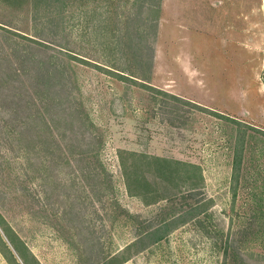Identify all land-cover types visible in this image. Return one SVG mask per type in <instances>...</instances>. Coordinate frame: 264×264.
<instances>
[{"label":"rangeland","instance_id":"rangeland-1","mask_svg":"<svg viewBox=\"0 0 264 264\" xmlns=\"http://www.w3.org/2000/svg\"><path fill=\"white\" fill-rule=\"evenodd\" d=\"M63 6L48 25L35 1L0 0V211L31 263L264 264V0ZM42 60L60 71L51 89L27 76ZM119 148L198 163L204 180L167 185L145 166L167 193L147 205L126 190Z\"/></svg>","mask_w":264,"mask_h":264},{"label":"trees","instance_id":"trees-1","mask_svg":"<svg viewBox=\"0 0 264 264\" xmlns=\"http://www.w3.org/2000/svg\"><path fill=\"white\" fill-rule=\"evenodd\" d=\"M35 1L36 5L39 4L40 10L44 8L47 10V12H50L49 14L51 16L48 17L46 24L50 25L55 23L56 17H54L53 14L55 12L62 10L66 5L70 2V0H31ZM137 2H145L146 0H135ZM158 1V5H159ZM54 6V7H52ZM160 6V5H159ZM63 7V8H62ZM55 9V11H52L51 9ZM60 13V12H59ZM38 18V16L36 15ZM1 26V25H0ZM9 32L14 33L15 35H19L20 37H23L24 34L18 33L16 31H13L11 29H6ZM26 36V35H24ZM41 46L49 47L50 45L48 43H45L43 41H38ZM141 50V47L139 51ZM71 49H66L65 47H61L59 53H67L69 57L73 56L75 59L81 60L83 62H89L86 59H83L79 55H75L71 52ZM144 49H142L140 52L135 55L136 61L138 59L139 64L143 67H152L151 59L144 60L142 58ZM64 53V54H65ZM66 55V54H65ZM27 60H31L30 57H26ZM57 58V57H56ZM31 60V62H33ZM49 60H45L44 63L47 64ZM91 62V61H90ZM51 66H53V61L50 60ZM38 64L36 68H33V74L27 75L30 76L31 79H36L37 81H40L44 83L45 85L49 86L48 88L51 89L52 85L51 81L54 79L57 74L60 73L59 69H53L51 70L48 67H45L43 65V60L41 62L36 63ZM98 68L100 65L95 64ZM108 73L114 75L115 77L121 79V80H130L133 83H137L143 86L148 87V85L145 82H140L139 79L134 78V76L125 74L124 71H116L114 69L105 68ZM21 73V71H20ZM24 74V73H22ZM25 75V74H24ZM139 77V76H138ZM141 78V77H140ZM41 85V83H40ZM51 86V87H50ZM154 89L157 93H165L166 95L168 93L157 89L155 87H150ZM172 97L179 99V97L172 95ZM181 99V98H180ZM184 102H187L184 100ZM201 111L208 112L210 114L218 115L222 118H225L227 120L233 121L232 117H229L227 115H224L222 113H218L217 111L211 110L207 107H203L200 105H196ZM118 160L121 167L122 176L124 179V184L126 187V190L129 195L131 196H138L145 204L151 205L154 203H157L163 199L167 198L166 191H160L158 187H155L154 184L147 178V176L143 175V168L152 164H155L157 166L158 170V177L162 180L164 184H167V181H173L175 179H183L185 181H192L193 184L197 185L199 181L204 180V173L203 168L200 164L191 162V161H185L181 159H170L167 157H161L158 155H149L147 153L139 152L136 150L126 149V148H119L117 150ZM240 160L237 158L235 160L234 165V173H233V179L235 181L234 186V197H236L237 193V184L239 182V176H240ZM169 185V184H167ZM168 189V188H167ZM198 205V204H197ZM204 206V203H200L196 208L201 210ZM188 220L187 217L182 216L178 220V223H183ZM155 236V233H149L148 235L140 234L139 235V241L144 242V239H147L148 236ZM164 238V235H158L157 237H154V242L161 240ZM145 246V245H144ZM0 248L5 252L8 259L12 262V264H21L17 258H19L23 264H32L30 258L26 254V251L24 249H27V244L22 239L21 235L16 231V229L11 225V223L8 221V219L2 214L0 211ZM232 249L233 252L236 253L238 251L236 243H232L230 246L227 245L226 251H229V249ZM17 254V255H16ZM33 258V256H32Z\"/></svg>","mask_w":264,"mask_h":264}]
</instances>
